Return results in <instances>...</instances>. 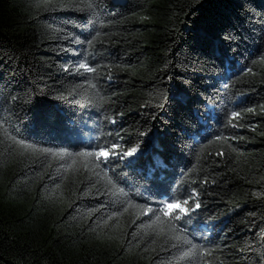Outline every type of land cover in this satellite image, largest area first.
Wrapping results in <instances>:
<instances>
[{
    "label": "trees",
    "instance_id": "obj_1",
    "mask_svg": "<svg viewBox=\"0 0 264 264\" xmlns=\"http://www.w3.org/2000/svg\"><path fill=\"white\" fill-rule=\"evenodd\" d=\"M0 264H264V0H0Z\"/></svg>",
    "mask_w": 264,
    "mask_h": 264
},
{
    "label": "snow or ice",
    "instance_id": "obj_2",
    "mask_svg": "<svg viewBox=\"0 0 264 264\" xmlns=\"http://www.w3.org/2000/svg\"><path fill=\"white\" fill-rule=\"evenodd\" d=\"M79 68H83V69H85L88 72L95 71L94 68L89 67L87 64H80ZM239 115H240L239 113L233 112L232 113V119H236ZM229 122L231 123V120ZM25 147H31V146L26 145ZM117 149H119V151H117ZM33 150L35 151L36 149H33ZM42 151H44V150H42ZM137 152H138V146L137 147H131L128 150H124V149H121L119 145L114 144V145L111 146V148H107L105 146H100L98 151L81 153L80 155L81 156H87V157H96L97 160H99L100 157H103L104 158L103 163H107L110 155L111 156H117L118 155L120 157V159H125V158H128V157H133L134 154H136ZM96 167H100V163H97ZM192 200L195 201V194H193ZM183 203L185 205H187L189 203V201L188 200H184ZM199 207H200L199 203L195 202V208H199ZM167 209H180L181 212H185L186 211L185 208H183L181 206V203L179 201H177L175 203H168V204L164 205V215L170 216L171 213L169 211H167ZM192 210H195V209H192ZM150 211H152V210L151 209H145V212H150ZM156 219H157V221H159L160 217L157 216ZM172 219L173 220L180 219V216L179 215H174V216H172ZM174 238L179 240L181 237L180 236H176ZM205 254L211 255V252H206Z\"/></svg>",
    "mask_w": 264,
    "mask_h": 264
},
{
    "label": "water",
    "instance_id": "obj_3",
    "mask_svg": "<svg viewBox=\"0 0 264 264\" xmlns=\"http://www.w3.org/2000/svg\"><path fill=\"white\" fill-rule=\"evenodd\" d=\"M114 2H124V0H114Z\"/></svg>",
    "mask_w": 264,
    "mask_h": 264
}]
</instances>
